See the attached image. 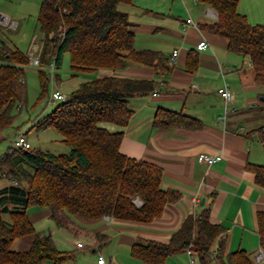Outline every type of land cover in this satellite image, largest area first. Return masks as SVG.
<instances>
[{
	"label": "trees",
	"instance_id": "obj_1",
	"mask_svg": "<svg viewBox=\"0 0 264 264\" xmlns=\"http://www.w3.org/2000/svg\"><path fill=\"white\" fill-rule=\"evenodd\" d=\"M218 14L209 31L229 41V50L250 58L256 81L264 84V24L252 25L238 10L241 0H198ZM134 0H43L37 23L43 34L40 66L54 61L59 70L69 57L73 77L100 70H122L131 64L168 71L169 58L154 51H137L135 34L121 5ZM5 47V48H4ZM0 144L6 131L15 128L18 112L27 107L26 68L30 57L20 49L0 46ZM195 61L189 63L190 70ZM41 98L48 94L49 80L39 71ZM156 81L103 76L84 81L67 101L40 117L31 129H55L68 154L55 155L40 148L21 150L11 146L0 156V264H63L70 256L60 252L50 234L37 232L28 212L49 210L58 228L74 234L75 217L151 223L166 207L181 200L175 191L161 187L163 171L120 151L123 133H111L102 124L128 125L133 112L129 101L151 95ZM155 127L200 128L198 121L160 111ZM264 146V128L259 131ZM256 183L264 188V166L251 165ZM140 201V205L137 203ZM264 251V213L258 215ZM225 230L211 223L210 210L188 217L169 244L139 242L133 255L147 264H165L171 255L191 248L200 264H256L245 252L225 256L221 240ZM33 235L30 251L14 250L15 242ZM103 240L107 236L98 235ZM216 242L218 246L214 249Z\"/></svg>",
	"mask_w": 264,
	"mask_h": 264
},
{
	"label": "crops",
	"instance_id": "obj_2",
	"mask_svg": "<svg viewBox=\"0 0 264 264\" xmlns=\"http://www.w3.org/2000/svg\"><path fill=\"white\" fill-rule=\"evenodd\" d=\"M42 1L36 5L39 12ZM242 3L243 0L239 12L255 18L251 11L250 15L245 11ZM3 10L18 23L17 30L21 22H29L34 14L24 16L10 4H5ZM120 10L128 14L135 34V49L165 55L169 58V70L131 64L122 70L85 73L75 90L84 81L103 76L159 84L157 95L152 93L129 101L133 115L127 126H101L111 133H123L120 146L123 155L161 168L162 189L179 193L181 200L168 205L163 215L151 223L109 217L88 221L75 217L76 234L58 228L49 210L34 208L33 213L28 212L29 219L40 233H45L37 229L42 222L54 223L56 229L50 235L58 250L70 256L63 264H97L100 254L107 264H147L133 255L136 243L169 244L188 217L209 209L211 223L225 230L221 237L224 255L242 251L258 264L256 256L262 249L258 215L264 213V188L256 183L249 167L264 166V146L259 134L264 128V84L256 81L250 58L230 51L226 38L209 31L208 27L218 20L211 16V11L217 12L198 0H134L133 5H121ZM189 19L192 24H187ZM34 39L28 47L29 57L38 56L43 47V38L41 45ZM201 41L208 42L207 49L198 50ZM4 44L21 50L16 41H4L0 37V46ZM174 51L179 53L176 64L171 61ZM195 60L190 70L189 63ZM2 64L7 63L0 59ZM72 75L71 71L72 78L81 77ZM223 86H228L234 94L233 102L228 105L218 94ZM160 111L186 116L198 121L201 127H155ZM201 153L220 155L222 160L208 166L199 162ZM33 242L34 236L29 235L18 239L13 247L24 253L31 250ZM79 243L83 246L78 247ZM217 246L218 242L214 249ZM191 260L185 250L168 257L165 264H200L196 253L195 262ZM41 264L54 262L46 260Z\"/></svg>",
	"mask_w": 264,
	"mask_h": 264
},
{
	"label": "rangeland",
	"instance_id": "obj_3",
	"mask_svg": "<svg viewBox=\"0 0 264 264\" xmlns=\"http://www.w3.org/2000/svg\"><path fill=\"white\" fill-rule=\"evenodd\" d=\"M8 1L13 3H7ZM38 1L41 0H0V13L7 16L12 17L11 14L3 10L5 4H10L14 9L24 13V16L34 13L29 22H21L18 30H6L0 33V37H2L4 41H16L21 51L26 54L29 53L28 47L34 37L35 43L39 45L42 43L43 34L37 23L39 9H37L36 5ZM242 5H244L245 11L249 12V15L250 11L254 14L255 18L251 15L249 17L247 16L252 25L264 24V0H243ZM37 57H39V55ZM40 70H44L48 76L49 83L51 81L52 74L49 67H44L42 65L40 67L33 66L30 60V65L26 68V83L28 88L27 107L17 113L18 118L15 122V128L3 134L6 140L0 144V156L3 155L9 147L13 146L14 140L19 133L26 134L32 148H40L55 155L68 154L70 152V147L62 142V136L59 135L55 129L39 130L37 128L31 129V127L35 122L39 121L38 119H40V117L47 116L57 105L62 103L57 102L56 104H49V97L53 91L59 90L68 97L75 90L76 86L83 81L84 76L81 75V77L77 79L71 77V65L69 57L66 56L62 67L54 72L55 84L51 85L50 83L48 94L41 98ZM33 212V209L29 210L30 214ZM37 229H41L46 234H50V232L56 228L52 221H45L42 222V225L38 226ZM55 237L57 241L60 239V235ZM260 264H264V262Z\"/></svg>",
	"mask_w": 264,
	"mask_h": 264
},
{
	"label": "built area",
	"instance_id": "obj_4",
	"mask_svg": "<svg viewBox=\"0 0 264 264\" xmlns=\"http://www.w3.org/2000/svg\"><path fill=\"white\" fill-rule=\"evenodd\" d=\"M211 16L213 18H218V14L215 12H212V11H211ZM192 23H193L192 19H189L187 21V24H192ZM17 28H18V23L15 20H13L10 16H7L3 13H0V29L1 30H3V31H6V30L15 31V30H17ZM208 46H209V44L207 41H201L198 45V50H205L208 48ZM178 55H179L178 51L173 52V54L171 56V61L173 64H176V58L178 57ZM30 60H31V65L40 67L39 57L32 56V57H30ZM49 69H50V72L52 74V78H51L50 83H51V85H53V84H55L54 72L56 71V65H55L54 61L51 63ZM158 92H159V90L156 89L154 91V94L157 95ZM218 94L222 97V99L224 100L226 105L230 104L234 100V94L228 86L221 87L218 90ZM67 99H68V97L65 94H63L62 92H60L59 90L53 91L49 97V104H56L57 102H65V101H67ZM225 115H227V112L225 113ZM13 146L18 148V149H21V150H31L32 149V146H31L30 142L28 141L26 134H24V133H19L16 136V139L14 140ZM198 160H199V162H201L203 164H206L208 166H212L213 164L221 161L222 156H220V155L213 156V155H209L206 153H201L198 156ZM137 203L139 205L141 204L139 200H137ZM82 246H83V244H81V243L78 244V247H82ZM187 253L192 258V260H191L192 263H194L195 262V252L191 248H189V249H187ZM256 261L258 264L264 262V251L262 249L257 254ZM97 264H107V260L104 258V256H102L100 254L98 256V259H97Z\"/></svg>",
	"mask_w": 264,
	"mask_h": 264
},
{
	"label": "water",
	"instance_id": "obj_5",
	"mask_svg": "<svg viewBox=\"0 0 264 264\" xmlns=\"http://www.w3.org/2000/svg\"><path fill=\"white\" fill-rule=\"evenodd\" d=\"M204 201H205V200L202 201V205H204Z\"/></svg>",
	"mask_w": 264,
	"mask_h": 264
}]
</instances>
